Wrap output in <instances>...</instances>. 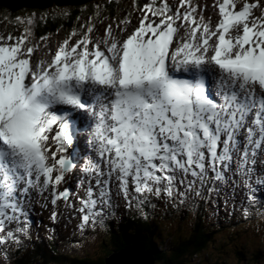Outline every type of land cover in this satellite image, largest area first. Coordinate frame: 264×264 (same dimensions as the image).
I'll use <instances>...</instances> for the list:
<instances>
[{
    "label": "snow or ice",
    "instance_id": "obj_1",
    "mask_svg": "<svg viewBox=\"0 0 264 264\" xmlns=\"http://www.w3.org/2000/svg\"><path fill=\"white\" fill-rule=\"evenodd\" d=\"M215 6L213 28L193 0H133L135 17L98 14L102 33L89 17L47 61L31 60L32 19L0 35V252L27 236L34 193L53 221L75 196L79 229L118 201L141 216L153 198L234 207L237 188L248 217L264 186V0ZM77 137L83 156L67 152ZM74 168L82 195L60 187Z\"/></svg>",
    "mask_w": 264,
    "mask_h": 264
},
{
    "label": "trees",
    "instance_id": "obj_2",
    "mask_svg": "<svg viewBox=\"0 0 264 264\" xmlns=\"http://www.w3.org/2000/svg\"><path fill=\"white\" fill-rule=\"evenodd\" d=\"M100 1L98 0V3H101L105 7L101 17H105L106 19L120 17V14L122 13L121 10H126L124 8L119 9V7H123V4L115 2V0H111L109 3L106 0ZM95 2L97 1H90L86 4V6L90 7V9L95 8ZM86 6L69 7L68 9L60 10L61 13L57 11L59 14H55L53 17L51 16L43 25L40 24V28L38 30L39 34L48 33L50 31L56 32V30L60 31V28H62V30L76 28V22L83 14H85L83 8ZM136 6L138 7L140 5L136 3ZM30 10L31 9L29 8L24 11ZM17 13L18 12H13L9 8L1 7L0 20L3 21L4 16L8 15L11 17L15 16ZM156 200L158 205L163 206V210L158 209L159 214L166 212L167 216H176L171 205L165 203L162 199ZM164 207L166 208L164 209ZM151 210H153V207H145V215L143 218L139 214L138 216H130V211H127L125 212L127 220L123 221L127 223H124L122 226H116L115 228L107 227V225L103 222L104 225L102 224L101 234L100 232H97V229L93 228V233H95L98 237H102L103 240L100 244V250H98L95 255H91L87 251L77 255L64 254L54 243L49 247L46 245L45 249L42 244L49 242V240L46 241L43 240V238H39L42 242L41 244L38 240L41 248H33V250L29 253L21 255V253L26 249V247L22 245V248H17L16 251H13L12 254L15 255V259L13 258V260H15L14 264H39V262L48 264L50 261H52L53 264H104L105 258L111 253V251H113V249L122 250L130 246L129 244L131 243L137 245L139 244L146 251L153 252L157 261L156 264H194L192 262L193 258L196 259V257H202L203 259V256L210 257L208 248L214 241V235L210 234L202 222H197L195 228L192 229L189 234H185L184 238H182V236L176 237L172 234V230H175V228L171 229L166 225L164 228H161V231L165 229L166 233H170L169 237L166 239L169 240L164 242L161 246L163 233L157 234L156 227L158 221H156L155 224H152L151 220H156V218L151 215V213L155 210ZM166 215H162V218L160 217L159 220L163 219ZM252 217L254 218L253 215ZM173 224L174 223H171V226H173ZM78 245L79 242H74L75 247ZM237 253L243 258V260L245 259L246 256L242 252ZM26 254H28V256H25ZM16 255H18V257ZM248 263L249 262L247 261V264Z\"/></svg>",
    "mask_w": 264,
    "mask_h": 264
},
{
    "label": "rangeland",
    "instance_id": "obj_3",
    "mask_svg": "<svg viewBox=\"0 0 264 264\" xmlns=\"http://www.w3.org/2000/svg\"><path fill=\"white\" fill-rule=\"evenodd\" d=\"M20 1H24L25 5L26 4L29 5L30 3H34L35 5H38L37 7H34V8H36V9L41 8V10L47 9V11H49V10H51V8H54L55 5L58 6V8L68 9L69 7L81 6V5H84L85 3H88L90 1H95V0H19V1L16 0L15 3L20 2ZM81 2H82L81 5L75 4V3H81ZM21 5H24V3H19L17 5V7H19ZM201 5H202L203 9L201 11L200 16H203L204 22L209 23L208 20L211 18V16H213V13L211 11L212 10V2L210 0H202ZM98 9L100 10L101 8H98ZM56 11L57 10H55V9L51 10V12H53L54 14L61 13L59 9H58L59 13H56ZM29 12L31 13L32 10H30ZM204 18H206L208 20H206ZM4 20L8 21V15L4 16ZM33 21H34V19H33ZM41 21H43L42 18H41ZM104 23L106 24L108 22L104 21ZM76 24L78 27L81 24V21H77ZM9 25L7 22H3L2 28L7 27ZM94 27H95V30L97 33H102V30H103L102 24H97ZM3 29L1 30V32L3 31ZM71 31H72V29H66V32L64 31L63 33H66V35H68ZM53 32H55V31H53ZM60 33L61 32L54 33L53 36L59 35ZM58 40H59V36L56 38V41L55 40L53 41V43L56 45ZM42 52H45L48 54L47 51H42ZM174 218L175 219L170 220V221L173 222L174 224H176L180 218L179 217H174ZM251 219H253L252 215H251ZM201 220H202L201 216H198L192 222V228L191 229H194L196 223L201 221ZM186 222L184 224V227H182V228L179 227V229L177 231H175L173 229L172 234H175L176 237L178 235H181L182 238L185 237V234H189V230L185 227V226H188V224H186ZM166 225L169 226L171 229L176 228V226H177V225L171 226V223L170 224H168V223L157 224V227H156L157 234L163 233V235H162L163 241L161 243V246L164 244V242L169 240V239L168 240H166V239L169 237L170 233L169 232L166 233L165 229L163 231H161V228H164ZM236 229H237V227H236ZM51 230L52 229H49V228L46 229L45 227H43L41 237H46L47 235H49ZM248 230L253 231L254 228H249ZM52 231L54 232L53 235L55 236V238H58L59 240L63 241V240H65V238H69L71 236L73 237V239H76L75 235H74L75 231H68V229H66L64 227H60L59 230L53 229ZM238 232H240V233H238ZM64 233H67V234L65 235ZM235 233H237V235L234 234L235 236L234 235L231 236V235H229V232H227V230H222V231L217 232L214 236L213 243L210 244V246L208 248L210 257L209 256L208 257L203 256V259H202V257L196 258L195 261H192V262L194 264H247V261H248L249 262L248 264H264V238H262L261 236H254V235H256L255 231H253V233H250L248 231H245V229H242V228H238L235 231ZM93 235H94V233L93 234L90 233L89 235L83 237V241L81 242L82 246H80V249L74 248L72 246L70 249L65 248L66 250L63 253L64 254L77 255V254L83 253L84 251H87L91 255L92 254L95 255L98 252V250H100V244H101V241H103V240H102V237H99V238L95 237V236L93 237ZM22 245L25 246L26 249L21 253V255L28 253V251L33 250L32 248H36L37 246L41 248V245H38V239L35 238V234L29 230H28L27 236L23 238L22 244H20L19 247H21ZM42 245H44L43 248L46 249V243H44ZM14 247L15 246L11 247L8 250L10 252V254L9 255L7 254V256H5L3 254V252H0V260H3L4 264H11V262H13V261L15 262V260H13V258L15 259V257H13V255H12L13 250H11ZM19 247H16V248H19ZM62 248H63V246H62ZM237 252H242L246 256L245 259L243 260V258L239 254H236ZM25 256H28V254H26ZM255 256H257V257H255ZM6 258H7V260H6ZM200 259H201V262H200ZM49 263L53 264L52 261H50ZM12 264H14V263H12Z\"/></svg>",
    "mask_w": 264,
    "mask_h": 264
},
{
    "label": "water",
    "instance_id": "obj_4",
    "mask_svg": "<svg viewBox=\"0 0 264 264\" xmlns=\"http://www.w3.org/2000/svg\"><path fill=\"white\" fill-rule=\"evenodd\" d=\"M19 1V0H18ZM16 0H0V5L10 7L12 10H16L19 3H24L20 1L15 3ZM67 3V2H66ZM81 5V3H75ZM31 6H38L34 3H30ZM125 249L116 250L113 249L111 253L105 258L104 264H156L154 254L151 251H146L139 244H129Z\"/></svg>",
    "mask_w": 264,
    "mask_h": 264
},
{
    "label": "bare ground",
    "instance_id": "obj_5",
    "mask_svg": "<svg viewBox=\"0 0 264 264\" xmlns=\"http://www.w3.org/2000/svg\"><path fill=\"white\" fill-rule=\"evenodd\" d=\"M133 17H134V15H133ZM236 35V32L234 31V33H233V37ZM83 151L85 152V153H87L88 152V148H87V145L85 144V149H84V147H83ZM258 167H260V165L258 164ZM46 224H47V226H48V228L49 229H54L53 228V226H49V224L47 223V221H46ZM54 232L51 230L50 231V234H53ZM65 235L67 234V233H64ZM96 237V236H95ZM39 238H43V240H46V241H48V238L47 237H41V236H39ZM143 239V238H142ZM68 242H70V240L68 241ZM247 242V241H246ZM58 248L61 250L62 249V246H63V248L65 247V244L64 243H62V242H58ZM180 246V245H179ZM186 247V246H185ZM108 251V250H107ZM155 257V256H154ZM165 259V258H164ZM156 260V259H155ZM39 264H44V262H39Z\"/></svg>",
    "mask_w": 264,
    "mask_h": 264
}]
</instances>
